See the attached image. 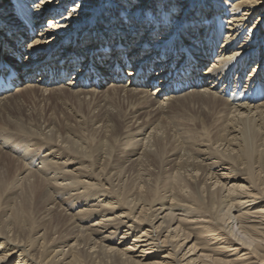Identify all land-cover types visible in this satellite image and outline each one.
Segmentation results:
<instances>
[{
  "label": "bare ground",
  "instance_id": "bare-ground-1",
  "mask_svg": "<svg viewBox=\"0 0 264 264\" xmlns=\"http://www.w3.org/2000/svg\"><path fill=\"white\" fill-rule=\"evenodd\" d=\"M0 75L2 108L21 82L131 101L85 136L0 127V264H264V0H0ZM189 98L200 123L160 120Z\"/></svg>",
  "mask_w": 264,
  "mask_h": 264
},
{
  "label": "rangeland",
  "instance_id": "rangeland-1",
  "mask_svg": "<svg viewBox=\"0 0 264 264\" xmlns=\"http://www.w3.org/2000/svg\"><path fill=\"white\" fill-rule=\"evenodd\" d=\"M36 3V1H35ZM232 3V2H230ZM227 8V7H226ZM48 19H50L49 17L47 18V21ZM228 23V22H227ZM47 25V24H46ZM31 40V39H30ZM29 40V41H30ZM30 47H33L32 45ZM31 49V48H30ZM216 59H214L213 61H215ZM212 61V62H213ZM209 65H207V67L204 68L205 72L207 71L208 72V68ZM204 72V73H205ZM250 73V72H249ZM66 84V82H64ZM69 83V82H68ZM67 83V85H68ZM22 86V88H19V89H24L26 88V85H25V82H21V84H18V85H15L13 91L11 94L14 93V97L11 96V98L8 99V105H7V108H2V104H4L5 102H1V106H0V127H2L3 129L4 128H7L6 126L8 124H10V122L13 120L14 122L16 121H19V122H28L30 123L31 125H34L35 123H37V120L41 118V122H46V120H52L54 121L55 125L57 128H55V132L63 127V126H69L70 128H72L75 132H77V135L80 136L82 134V136H85L84 135V132H80L81 131V127L82 128H85L87 129V125H85L84 122H86L87 124V121L89 119H91L92 117H94L95 115H98L99 111L100 110H104L107 112V114H111L112 112L113 113H117V114H124L125 112L127 111H130L131 108V101H129L127 99V95H125L124 92L121 93V90H118V92H113L111 89H113V87L111 88L110 86H113L110 84V82L107 81V83L102 86L100 89H98V92L96 93V95L93 97L91 95H82V96H79L77 97V95H79L77 93V95H73V92L74 90H72L71 88H69L68 86H64V85H53V87H49L47 90L48 92H44V91H41V88L42 87H39V84H33L34 86H36V92L33 91L32 93L29 92H18V88H16L17 86ZM153 87H158V85H155ZM35 88V87H33ZM155 88H153L154 90ZM69 90H72V91H69ZM87 90H92V89H87ZM50 91H54V92H50ZM112 91V92H111ZM212 91H215V90H212ZM153 92V91H152ZM197 92V91H195ZM27 93V94H26ZM75 93V92H74ZM189 93H192V91H190ZM76 94V93H75ZM52 95V96H51ZM125 95V96H124ZM168 95V94H166ZM77 97V98H76ZM164 99H170V97L168 98H165V97H162V100ZM190 99V98H189ZM162 100L160 102H162ZM165 101V106L163 108V106L161 107L159 105V103H153L155 104V106H157L155 108V106H151L150 104V108L147 107L145 109H142L141 111H139V113H143V117L146 116V114L148 112H150L151 110H157L159 107L162 109H164L165 111L162 113L163 115L160 117V120L162 119H167L168 117L170 119H174L173 121L175 122L176 121V124H180L181 128H183L182 126L186 125V124H194V122H198L200 123V119H203L202 117V113L204 112V109L198 104V103H193L192 100L190 99V101L187 99L184 100V99H180L177 100V101H172L170 100L169 101ZM173 103H172V102ZM182 102L179 104V102ZM15 102V103H14ZM19 102V103H18ZM134 102V101H133ZM184 102V103H183ZM190 102V103H189ZM192 102V103H191ZM7 103V102H6ZM17 103V104H16ZM172 103V104H170ZM152 104V105H153ZM177 104H179L178 106H176ZM138 105V104H137ZM159 105V106H158ZM169 105V106H168ZM173 105V106H172ZM19 106V107H18ZM181 106V107H180ZM21 107V108H20ZM166 107V108H165ZM177 109H176V108ZM155 108V109H154ZM159 108V109H160ZM181 108V109H180ZM205 108V107H204ZM176 109V110H175ZM203 109V110H202ZM169 112H167V111ZM178 110V111H177ZM207 112L209 111L207 108L205 109ZM19 111V112H18ZM148 111V112H147ZM178 115H177V112ZM201 111V113H200ZM203 111V112H202ZM111 112V113H110ZM145 113V114H144ZM29 115V116H28ZM37 116V117H36ZM40 116V117H39ZM165 116V117H164ZM172 117V118H171ZM20 118V119H18ZM23 118V119H22ZM176 119V120H175ZM43 120V121H42ZM179 120V121H178ZM12 121V122H13ZM178 121V123H177ZM194 121V122H193ZM214 121V119H213ZM9 122V123H8ZM141 122V121H140ZM180 122V123H179ZM82 123L84 125H82ZM184 123V124H183ZM197 123V124H198ZM3 124V125H2ZM189 125V126H190ZM81 126V127H80ZM110 127H112V123L109 124ZM179 126V125H178ZM102 127V124L100 125H97L94 127V129H97L98 133L96 134L94 131L92 132H89V130H86L87 132L86 135L88 136L89 134L93 133L94 132V135L98 136L96 138L95 136V139L96 141H100L102 142V144H107L109 145L110 142H108L107 138H109L108 136H110L107 132V131H110L111 129L107 130L106 128H101ZM188 126H185V128H187ZM190 128V127H188ZM57 129V130H56ZM54 130L53 132L52 129H48L46 130L45 134L47 133V136L50 137L51 135H54ZM89 132V133H88ZM103 132V133H102ZM51 133V134H49ZM81 133V134H80ZM80 134V135H79ZM93 135V134H92ZM108 135V136H107ZM103 136V137H102ZM60 137V136H59ZM91 137V135L89 136ZM39 139V138H38ZM60 142H58V144L61 146V139H59ZM107 141V142H106ZM96 142V143H98ZM85 143V142H84ZM87 143V142H86ZM83 144L80 143L79 146L81 147L83 153L84 151L85 152H89L87 148V144H89V142L87 144ZM95 143V142H94ZM93 143V145H94ZM96 145V144H95ZM22 147V145H21ZM63 147L64 148H67L68 147V144H63ZM79 147V150L81 151ZM86 147V148H85ZM17 150L19 152H21V148L19 147H16ZM123 148V147H122ZM3 148L0 147V150L1 151H4L2 150ZM32 150V151H31ZM34 149H29L28 150V153H35L33 152ZM6 152V150L4 151ZM10 153V152H9ZM184 154H189L188 151H183ZM182 153V154H183ZM191 153V152H190ZM10 155V154H9ZM47 154H44L42 156H45ZM11 156L13 157H18L17 155H12ZM22 156H24V153H22ZM107 158L109 159V156H107ZM16 159V158H15ZM210 162H214V161H210ZM42 165L40 164V162H37V164H35V168H39V169H42ZM73 168V167H72ZM72 168H70V170H72ZM117 172V171H115ZM114 172V173H115ZM219 174H226L227 172L225 171H218ZM53 176V175H52ZM51 174L49 175V178L52 177ZM126 177V178H125ZM124 177V181L128 180L129 178V174H126ZM122 178H123V175H122ZM117 177L114 178V180H116ZM125 181V182H126ZM118 182L119 181H115V185H118ZM55 186L58 187L59 184H56L54 183ZM123 184L120 183L119 186H121ZM49 185V184H48ZM107 188V187H106ZM96 200V199H95ZM91 201V204L90 205H93V206H97L99 203L98 202H93ZM74 203H76V201H74ZM67 205V204H66ZM75 206L77 207L78 205L75 204ZM66 207V206H64ZM84 208H88V207H84ZM95 211H99L98 208L96 207H92ZM73 212L74 214L76 213L75 211H67V215H73ZM80 212V209L79 211ZM77 212V213H78ZM119 215V214H118ZM116 215V216H118ZM88 225H85V229L87 227H92L94 225V222L91 221L90 223H86ZM65 228V227H64ZM63 228V229H64ZM42 233L41 235L43 234L44 230H41ZM68 234V232H64V235ZM77 235L74 234V236ZM58 236H56L57 238ZM119 241V238L117 240V242ZM127 247V246H126ZM124 247V248H126ZM61 250V249H60ZM64 253L65 254H68L70 252V248L69 247H65L64 249Z\"/></svg>",
  "mask_w": 264,
  "mask_h": 264
}]
</instances>
